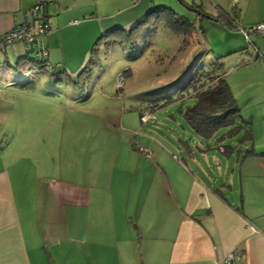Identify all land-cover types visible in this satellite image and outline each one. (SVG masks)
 <instances>
[{
	"label": "rangeland",
	"instance_id": "obj_1",
	"mask_svg": "<svg viewBox=\"0 0 264 264\" xmlns=\"http://www.w3.org/2000/svg\"><path fill=\"white\" fill-rule=\"evenodd\" d=\"M151 1V9L168 7L195 29L185 35L173 32L161 21L155 22L154 13L132 33L128 44H122L105 40L108 35L100 39L107 32H96L92 25L88 55L76 69L66 67L63 72L56 64L46 72L29 59L11 69L19 81L7 88L13 109L0 138V159L16 165L11 171H44L76 182L88 174L104 173L105 178L135 174L139 186L152 176L156 183L167 177L173 190L183 171H190L207 183L210 177L216 180L217 188L233 198L227 186L237 188V156L249 150L253 140V135L247 138V127L255 123L264 130V64L257 69L245 66L257 58V48L264 51V36L251 33L245 39L239 29L264 20V0ZM225 14L233 16L235 25L228 24ZM27 55L35 58L33 51ZM217 59L227 82L230 78L233 82L239 69L246 71L248 89L239 93L237 88L242 86L236 77L232 94L248 126L238 116L235 123L203 133L184 117V108L196 100L192 89L184 86L197 67ZM251 113L260 118L252 122ZM254 138L264 140V132ZM244 140L249 146L242 147ZM28 143L41 147L31 155L32 149L25 148ZM231 144L233 152L227 159L218 145L226 149ZM116 150L120 152L114 159ZM145 159L163 166L152 169ZM234 195L238 200V193ZM175 207L170 232L179 215ZM137 253L139 264L142 260L160 264L156 253V261H150L143 244ZM55 262L65 264L61 257Z\"/></svg>",
	"mask_w": 264,
	"mask_h": 264
},
{
	"label": "crops",
	"instance_id": "obj_2",
	"mask_svg": "<svg viewBox=\"0 0 264 264\" xmlns=\"http://www.w3.org/2000/svg\"><path fill=\"white\" fill-rule=\"evenodd\" d=\"M41 2L51 32L35 45L47 49V66L57 64L63 72L86 60L92 25L96 32H107L100 39L108 35L105 40L116 42L121 30H129L152 7L151 0H0V35L23 19L24 10ZM26 51L23 43L0 50V138L13 109L7 88L19 81L11 69L23 65L14 67L12 62ZM256 51L257 58L245 66L257 69L264 64V51ZM236 77L242 86L237 89L244 94L245 69L228 81L231 91ZM250 117L253 122L254 114ZM261 132L259 124H250L251 146L245 152L240 148L236 159L237 188L227 186L231 200L216 180L210 177L207 183L190 171H183L173 190L167 177L156 183L152 176L139 186L135 174L105 178L99 173L76 182L44 171H11L16 165L0 159V264H56L60 257L65 264H139L142 244L150 261L158 254L160 264H264V140L254 138ZM244 146H249L246 141ZM39 147L25 146L31 155ZM224 147L218 145V150L228 159L234 146ZM145 160L152 169L163 166ZM174 207L179 215L170 232Z\"/></svg>",
	"mask_w": 264,
	"mask_h": 264
},
{
	"label": "trees",
	"instance_id": "obj_3",
	"mask_svg": "<svg viewBox=\"0 0 264 264\" xmlns=\"http://www.w3.org/2000/svg\"><path fill=\"white\" fill-rule=\"evenodd\" d=\"M196 11L200 13V10ZM151 14L155 15L153 17L155 22L161 21L173 32H180L185 35L190 34L195 29L192 22L170 8L157 6L152 8L129 30H121L123 34H120L115 39L116 42L128 44L129 40H131L132 33L147 22ZM225 16L229 25H235V20L232 15L225 14ZM149 23L152 24L153 21ZM183 41L186 42V39H183ZM27 52L29 51H26L24 56H20L17 59L15 63L17 66L21 65V62H24V60L29 59L33 64H37L38 68L46 72L54 68V65L48 67L44 58H29ZM221 68L222 63L218 59L206 65H201L197 67L184 86V88L192 89L196 100L195 103L184 108L183 114L189 124L199 132H210L219 126L230 125L235 123L238 116H241L232 91L224 77V72H221ZM82 71L84 70L82 69ZM244 122L247 123V121ZM246 131L247 134L249 133L248 136H250V126L247 127Z\"/></svg>",
	"mask_w": 264,
	"mask_h": 264
},
{
	"label": "built area",
	"instance_id": "obj_4",
	"mask_svg": "<svg viewBox=\"0 0 264 264\" xmlns=\"http://www.w3.org/2000/svg\"><path fill=\"white\" fill-rule=\"evenodd\" d=\"M43 5L44 3L41 2L24 10L23 19L0 35V50H4L8 45L13 43H23L27 50L33 51L36 58L46 57L48 53L47 49L35 45L36 39L51 32V27L45 21V12L41 10ZM239 30L245 39H248L251 33L264 36V21L254 23L248 28L242 27ZM141 151L148 156L151 155L149 150L141 149ZM227 259L232 260L233 255L229 254Z\"/></svg>",
	"mask_w": 264,
	"mask_h": 264
}]
</instances>
